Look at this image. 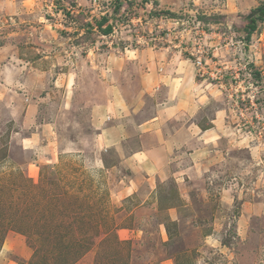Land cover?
Returning <instances> with one entry per match:
<instances>
[{"label": "rangeland", "instance_id": "rangeland-1", "mask_svg": "<svg viewBox=\"0 0 264 264\" xmlns=\"http://www.w3.org/2000/svg\"><path fill=\"white\" fill-rule=\"evenodd\" d=\"M263 4L0 0V264H264Z\"/></svg>", "mask_w": 264, "mask_h": 264}, {"label": "trees", "instance_id": "trees-1", "mask_svg": "<svg viewBox=\"0 0 264 264\" xmlns=\"http://www.w3.org/2000/svg\"><path fill=\"white\" fill-rule=\"evenodd\" d=\"M249 20L250 23L246 27L248 30V37H250L251 33L254 32L257 29V21H264V4L260 6L258 9L254 10L250 15H249ZM97 29L103 34V35H110L113 32V27L112 25H107L108 23V18L107 17H102L101 20L96 21ZM17 222V221H16ZM15 223V222H14ZM6 225V224H5ZM8 225V224H7ZM12 225V224H11ZM21 226V224H20ZM32 228L31 225L28 224ZM6 227V226H5ZM14 229H19L22 230V228H18L17 226H14ZM24 234H28V231H23Z\"/></svg>", "mask_w": 264, "mask_h": 264}]
</instances>
